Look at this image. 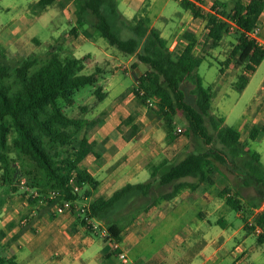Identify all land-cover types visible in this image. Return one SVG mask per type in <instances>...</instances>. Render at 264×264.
<instances>
[{
    "label": "trees",
    "instance_id": "16d2710c",
    "mask_svg": "<svg viewBox=\"0 0 264 264\" xmlns=\"http://www.w3.org/2000/svg\"><path fill=\"white\" fill-rule=\"evenodd\" d=\"M56 1L38 0L30 8L34 12H42ZM73 4L75 26L70 30L71 34L76 36L79 29L89 25L110 46L128 55L135 54L139 62L148 66V71L136 79L143 91L142 102L146 104L147 99H156L155 112L158 117H165L171 124L172 115L179 112L193 136L206 145L215 136L222 146L221 149L189 153L175 163L164 160L150 165L148 181L128 183L109 197H98L91 201L83 216H76L81 225L90 231L84 217L101 221L111 238L120 242L121 229L112 218L113 208L119 201L127 197H141L149 201L143 206L147 210L161 200H171L183 190H195L200 183L210 179L216 162L229 164L239 171L243 185H252L258 200H263L264 169L259 165V155L247 148V141H241V133L237 129L224 125L221 117L217 118L211 113L212 92L203 86L196 72L197 62L201 60L194 53L196 42L192 34H184V38L189 40L184 48L172 51L166 40L148 27L144 17H135L128 25L118 10L117 0H73ZM180 4L184 9H189L193 16L202 15L201 9L189 2L180 1ZM214 7L213 12L204 15L206 37L211 48H215L230 32V22L235 24L237 42L222 64L228 66L233 63L235 69L242 68L244 73L239 76L236 85L240 91L247 84L248 75L264 59V49L246 37V33L257 26L264 0H250L247 4L233 0L231 4L216 3ZM109 17L120 22V26L129 29L134 36L122 39L114 32ZM85 70L81 59L61 55L57 51H49L44 60L35 57L24 59L13 68L0 63V182L13 186L16 179L19 184L20 178L25 177L26 186L39 195L29 197L31 205L42 201L46 208H50L63 200L77 201L79 195L68 185L71 173H75L80 188L89 187L85 191L86 196H90L99 185L79 166L85 156L92 152L87 133L98 120L71 117L63 108L71 107L74 94L86 86L94 87L93 95L99 101L105 98L99 85L100 75L106 73L105 67L96 65L88 73ZM187 82L193 86L190 90L193 96L191 101H187L184 91ZM132 90L139 96L135 86ZM80 110L85 112V107ZM132 120L129 117L126 122L131 123ZM257 135L258 129L251 126L248 138L254 139ZM170 140L167 137V141ZM72 141H76L77 146L69 153L65 147L72 145ZM10 153H14L22 163L14 164ZM158 186H169V191L154 195ZM50 190L59 192L58 199L45 203V194ZM227 193L229 190L224 189L221 195L226 196ZM225 203L235 211L241 208L235 194H228ZM253 222L264 228V210L253 214ZM246 229L251 230L248 225ZM5 236V230L0 228V239ZM257 242L264 243V237L257 236ZM0 264L19 263L14 256L6 257L0 253Z\"/></svg>",
    "mask_w": 264,
    "mask_h": 264
},
{
    "label": "rangeland",
    "instance_id": "374dc122",
    "mask_svg": "<svg viewBox=\"0 0 264 264\" xmlns=\"http://www.w3.org/2000/svg\"><path fill=\"white\" fill-rule=\"evenodd\" d=\"M32 1L0 0V38H7L12 29V25L10 24L11 19L16 15L23 14L28 4L32 3ZM53 10L57 15L65 14L64 16L68 23L74 18L73 0H61V2L55 3ZM32 12L34 11L31 10ZM186 13L189 14V11L181 6L179 0H152L148 7L142 9L140 15L144 14L149 20L148 26L158 32L163 39L170 42L184 27L185 20L182 17ZM132 20L125 21L129 25V22L131 23ZM109 21L113 26L114 32L122 39L134 36L129 29L120 26V22L114 20L112 17H109ZM60 22L61 16L57 19H49L45 27L43 26L45 25V18H43V22L41 23L44 24L39 23L34 37L25 36L22 43L18 42V44L12 46L0 45V63L13 68L24 59L35 57L36 59L44 60L49 51H57L61 55H72L81 59L86 67L85 72L88 73L94 66H104V62L108 61L111 73H104L99 78L102 92H107L106 98L103 101H99L93 95L94 87L86 86L74 94V104L71 107H63L69 116L88 120L97 119L99 122L106 116V114L104 115L106 109L99 112L100 109L110 108L115 103H121L129 98L135 108L133 109L134 112L131 113L132 119L143 115L146 119L144 123H150V126L148 124L146 126L143 122H138V124H135V130L138 128V130L146 132L151 128L157 134L167 132V137H170L172 140L170 142L167 141V138L165 139L167 146L173 142L177 145L176 149L171 147L168 150L159 152V155H157L158 159L165 158L168 163H175L189 153L204 152L211 148H222L215 136L213 141L208 145L201 139L193 136L188 131L187 121L181 113L177 112L172 115L173 123L170 124L166 121L165 117H158L155 112L157 109L155 102H153V106L149 107L142 102L141 96H136L132 93L133 85H135L134 82L136 83L135 80L146 70L148 71V66L139 62L136 55H127L110 46L93 28L88 26L81 29L84 32L88 27L86 31L92 32L84 34V47L77 42L76 36L71 34L69 30H66L63 35H57L56 39L50 37V35L59 32L60 29L71 27V24L68 25V23L66 24L63 21L64 27L62 28L60 27ZM54 26H58L60 29H56ZM204 29L205 27L197 37L193 36L198 42L194 53L197 57H200V60H202V57L205 58L204 61L197 62L196 72L201 77L203 86L212 92L211 113L217 118L221 117L224 121L226 120L227 126L241 132V141H247V148L259 155V165L264 169V110L261 111L260 117L257 116V112L255 113L257 107L263 106L264 108V60L256 67L252 74L250 73L251 75H248L249 80L244 88L240 91L237 90L236 85L239 83V76L243 72L242 68L235 69L233 63H230L232 68L227 69L221 75L223 73L221 67H223V70L227 67L222 63L225 62L232 46L236 44L238 33L235 29L231 30L229 34L223 37L217 47L211 48ZM81 42H83V38H81ZM181 48L177 47L176 49L180 50ZM192 87L191 82H187L184 87L187 101L193 99V96L190 94ZM81 107H85V112L80 110ZM90 111L91 114L89 113ZM126 121L127 119L123 120L122 124L128 125L133 122V120L131 123ZM256 122L258 123L252 124ZM251 126H259V134L254 139L248 138ZM179 128L180 132H178ZM130 134L131 131L129 129L125 132L124 137L129 139L131 137ZM74 146H77L76 141H72V145L65 147V149L71 153ZM9 155L15 160L14 164L22 163L21 159L16 157L14 153H10ZM213 173L216 174L215 178H218V176L219 178L221 176H229L230 178V175H235L237 176L235 179L240 183L242 182V177L238 176L240 172L231 168L226 163L216 162ZM1 175L2 170L0 169V177ZM24 178L21 177L20 180ZM149 179L150 172L148 169H144V175L135 179L134 183L145 182ZM16 182L17 179L13 186L4 185L0 182V228L6 232V236L0 239V253L6 257L18 254L26 242L31 243V245H37V240L34 241V239L37 238L39 232L36 230L42 225L40 223L41 219L45 218V206L40 202L31 205L28 200L34 194V190L29 189L26 184L21 185L20 182L19 184ZM168 187L158 186L154 191V195L168 192ZM214 189L213 187L211 193H214ZM240 194L244 198L241 207L243 210L242 214H245L244 222L246 224L247 221H252L255 207L260 206L259 208L264 210V199L258 200L259 197L257 198L255 188L252 185L246 186L245 191H240ZM147 202L141 197L123 198L113 208L114 214L112 218L114 222L121 230L129 233H132L134 230L136 232L137 226L142 220V213L146 211L143 209V206ZM162 202L161 200L156 205ZM179 206L180 208L176 212L170 210L160 215L156 221H153L146 227L142 235L137 239L139 240L138 243L126 248L125 255L129 264H132L131 261L136 264H141V262L147 263L155 255H169L167 258L169 263L174 264H199L201 262V258L196 259L194 257V255H198L197 249L200 242L196 241V238L199 234L189 237L191 232L195 230V223L200 220L197 212L201 206L186 203ZM51 208L53 210V206L49 208L47 213H52ZM30 212H35L36 215L29 219L26 225H21V220L29 217ZM73 216L75 217V215ZM76 220L78 221L77 218ZM218 220L227 224L230 232L234 230H239V232L230 242L225 245L221 244V249L215 258L205 264H264V243H258L257 236L253 232L252 234H245V230L241 228L243 225L242 218L237 211L226 204L218 211L209 209L206 219L200 225V230H209L212 236H218L226 228L221 223H217ZM83 228L86 229L85 226ZM26 231L29 232L31 240L27 239L24 242L21 238H23L22 236ZM137 235L138 233L136 232L135 236ZM238 245L243 247V253L247 255L241 261L239 259L241 253L235 249ZM109 246L111 248L110 244ZM32 264L43 263L37 262Z\"/></svg>",
    "mask_w": 264,
    "mask_h": 264
},
{
    "label": "crops",
    "instance_id": "0c3cea01",
    "mask_svg": "<svg viewBox=\"0 0 264 264\" xmlns=\"http://www.w3.org/2000/svg\"><path fill=\"white\" fill-rule=\"evenodd\" d=\"M37 1L38 0H33L32 3L28 4L23 14H19V16L16 15L13 17V19H11L10 24L12 25V29L9 32L7 38H0L1 46H12L14 44H18V42L22 43L24 40L23 37L25 36L34 37L36 27L39 25V23L43 22V18H45V25H43L45 27L47 26L46 24L49 19H57L59 16H61L60 27H64L63 21H65L66 24L68 23L66 17L64 16L65 14L57 15L53 10L54 4L61 2V0H57L53 5L47 7L42 12L31 13L30 7ZM151 1L152 0H117V7L123 19L129 21L135 17H144L147 19L148 25V18L144 14L140 15V13H142V9L144 7H148L150 5ZM241 1L247 4L250 0ZM232 2L233 0H204L203 7L201 9L202 15L198 17L193 16L192 12L189 9H186L189 11V14L186 13L182 17L185 20L184 27H182L179 33H177L170 42L166 41L169 50H178L176 49L177 47L184 48L189 43V40L184 38V34L186 32H190L192 34V38L193 36L197 37L202 32V29L206 24L204 15H206L210 9L212 10L215 8L214 6L216 3L231 4ZM69 8L71 7L69 6ZM69 24H71V27L64 29L54 26L56 29L59 28L60 30L56 34L50 35V37L56 39L57 35H63L66 30H69L70 32V30L75 26V16L69 21L68 25ZM88 27L91 26L88 25ZM257 27H259V38L264 40V9L259 15ZM86 30L82 32V30L79 29L78 34L76 35L77 42L83 47L85 43L84 34L92 33L87 32ZM204 31L205 33L207 32L206 27ZM81 38H83V42L80 43ZM194 40L196 42V47L198 42L196 39ZM201 59L202 60L200 62L204 61L205 58L202 57ZM103 67H105L106 73H111L108 61L104 62ZM222 68L223 67H221V69ZM231 68V64H229L224 70L222 69L223 73L221 75H223L227 69ZM106 96L107 92H105V98ZM130 101L131 100L128 98L121 103H115V105L110 108L100 109L99 112L106 109V111H104V115L106 114L105 118L100 120L88 132L87 138L88 142L92 144V152L85 156L79 166L89 173V175L96 181H98L99 185L96 190L92 191L90 196L84 195L86 189H89L88 186H84V188L79 187L77 194L80 198L75 201L78 206H88L89 203L96 198L109 197L114 191L121 188L122 186L128 183H134L135 179L141 175H144V169L149 170L150 165L158 164L164 160L167 161L165 158L161 160L157 158L159 152L168 150L171 147L176 149L177 145L174 142L167 146V142H165L168 134L167 132L157 134L151 128H149L146 132H142V130H138V128L136 130L133 128V126L136 127L135 124H138V122L144 123V120L146 119L143 115L133 118L132 124H122L123 120L131 117V113L134 112L133 109L135 108ZM153 101L156 104L157 100L154 99ZM263 110V106L257 107L255 113L257 112L258 117H260L262 113L261 111ZM89 113L91 114V111ZM257 123L258 122L252 124L254 125ZM144 124L146 126L147 124L150 126V123ZM224 125H226V120L224 121ZM256 128L258 129L259 134V126H256ZM129 129L131 131V137L128 139L125 138L124 135ZM160 136L162 137L160 138ZM170 142H172V140H170ZM215 175L216 174L212 172L210 179L200 183L195 190H183L171 200L163 201L159 205H154L147 209L145 213H142V220L137 226V236H135V230L132 233H129L125 230L120 231V242H118L120 246L119 251L125 253L127 247L138 243L139 240L137 239H139V236L142 235L146 227L153 221H156L160 215H163L170 210L176 212L180 208V204L182 206L184 203H186L190 205L201 206L197 212L198 218L200 220L195 223V230L192 231L191 235L189 236L193 237L199 234L196 238V241L198 240L200 242V245L197 249L198 255H194V257L196 259H202L199 264H205L206 262L213 260L221 249V244L225 245L226 243L230 242V240L235 237L239 230L230 232V230L227 228V224H224L222 221L218 220L217 223H221L226 228H224L218 234V236H212L209 230H200V225L206 219L209 209L218 211L224 206V204H226L225 198L228 194L231 196L235 194L242 204L244 198L241 196L240 191H245L246 188V185H243L242 182L240 183L235 179V177H237L235 175H230V178L229 176H221L220 178L218 176V178H215ZM238 176H242V174L240 173ZM186 180L192 181V179ZM240 184L241 186H239ZM213 187L215 188V191L214 193H211ZM224 189L229 190V193H227L226 196L221 195ZM259 207L254 209L255 213L258 210H262ZM48 210L49 208H46L45 206V218L41 219L40 222L42 225L41 227H38L37 230L35 229L37 232H39L37 238L34 239V241L37 240V245H31V243L26 242L27 239L31 240L29 232L26 231L22 236L23 238H21L22 241L26 242L24 247L21 248L22 250L18 254L8 255L7 257L14 256L19 264H32L37 262L43 264H123L118 259L116 254L117 252H113L111 250L109 246L110 243L108 241L101 238L97 233L84 229L79 220L77 221L76 218L70 213L66 212L64 214L56 215L53 213L52 208V213H47ZM237 212L243 220V225L241 228L245 230V234H252L251 230L246 229L244 222L245 214H242V207ZM99 222L105 225L103 222ZM235 249L241 253L239 258L240 261L247 256L243 253V247L240 245L236 246ZM168 257L169 255H155L151 257L149 262H141V264H174L169 263L167 259ZM131 263L136 264L132 261Z\"/></svg>",
    "mask_w": 264,
    "mask_h": 264
},
{
    "label": "built area",
    "instance_id": "2783aa9c",
    "mask_svg": "<svg viewBox=\"0 0 264 264\" xmlns=\"http://www.w3.org/2000/svg\"><path fill=\"white\" fill-rule=\"evenodd\" d=\"M180 1H187V2H189L195 6L199 7L200 9H202L203 4H204V0H180ZM208 12H213V9L212 10L210 9ZM235 28H236L235 24L230 22V30H234ZM246 37L250 40H253L259 48L264 49V40H261L259 38V27L256 26L252 31L246 33ZM135 88H136L139 96L142 97L143 91L139 87L138 82L135 83ZM153 100L154 99H152V98H149L146 100V103L149 107L153 106V102H154ZM180 131L181 130L178 129V132H180ZM20 184L25 185L24 179L20 180ZM68 185L72 188L74 193H77L79 191V186L76 182L75 173H71V175L68 179ZM36 196H39V195L36 192H34V194H32V196H31V198H35ZM58 196H59L58 191H54V190L47 191L45 194V203L47 200L53 201V200L58 199ZM40 202L43 203L42 201H40ZM86 208H87V206H84V205L78 206L75 203V201H67V200L64 201L63 200V201L57 202L56 204L53 205V213L56 215H59V214H64L67 212V213H70L72 216L75 215V217H76L79 214H81V215L84 214ZM260 211H262V210H260ZM35 215H36L35 212H30L29 217H25L21 220V225H26L28 220L31 219ZM84 220H85L87 226L89 227V229L91 231L97 233L101 238L105 239L106 241H108L110 243L111 250L113 252H117L116 253L117 257L123 264H129L125 253L119 251L120 246H119L118 241L111 238L107 228L103 224H101L98 220H96L94 218L84 217ZM246 224L251 228V231L253 232L254 235L264 237V228L259 226V225H256L253 222V219H252V221L251 220L247 221Z\"/></svg>",
    "mask_w": 264,
    "mask_h": 264
}]
</instances>
